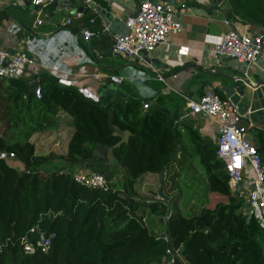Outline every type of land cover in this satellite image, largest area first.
Returning <instances> with one entry per match:
<instances>
[{
    "label": "trees",
    "instance_id": "trees-1",
    "mask_svg": "<svg viewBox=\"0 0 264 264\" xmlns=\"http://www.w3.org/2000/svg\"><path fill=\"white\" fill-rule=\"evenodd\" d=\"M256 1V7L245 0L243 5L258 21L250 12L261 4ZM39 76V99L28 91L25 78L0 81L7 83L12 110L9 126L0 134V151L12 153L24 167L20 171L0 159V264H166L167 249L177 250L171 264H264V229L241 210L243 199L230 192L214 142L189 126H173L164 107L144 109V102L134 98L94 102L53 76ZM156 102L163 104V99ZM60 110L72 117L74 128L67 152L38 156L29 139L55 128ZM110 112L113 125L130 132L118 147H113L119 138L109 126ZM182 133L195 145L193 152L181 150L179 155H198L206 174L203 190L208 191L207 202L189 213L182 211L179 195L145 199L133 190L135 179L145 174H156L160 184L173 190V179L182 170L173 164V138L179 143ZM103 145L113 147L115 163L123 170L120 189H114L111 176H106V191L81 186L72 179L71 169L53 163L57 159L67 168L111 171L96 158L95 148ZM253 145L264 157V130ZM144 210L147 222L137 214ZM150 215L162 223L168 242L151 230ZM40 234H54L49 250L25 253L23 243L34 242Z\"/></svg>",
    "mask_w": 264,
    "mask_h": 264
},
{
    "label": "crops",
    "instance_id": "crops-1",
    "mask_svg": "<svg viewBox=\"0 0 264 264\" xmlns=\"http://www.w3.org/2000/svg\"><path fill=\"white\" fill-rule=\"evenodd\" d=\"M31 1L0 0V48L11 54L22 48L37 64L26 71L24 78L27 82L39 79V74H47L55 77L60 85L73 87L88 99L99 102V90L110 83L109 76H121L124 78L119 85L121 91L115 96L103 97L101 103L128 98L140 99L150 105L156 103L158 107L168 109V120L173 126H189L200 137L211 140L216 146V125L199 115L184 116L185 105L181 95L196 100L207 88H211L226 99L222 88L228 80L224 76L241 74L253 84V106L247 109L244 124L249 128V141L257 143L258 132L264 130V84L259 83L264 82V51L260 53L257 65H246L234 59L211 58L209 50L220 42L224 34L232 31L229 22L240 33L252 36L264 34V0H260L258 8L250 10L257 14L258 21L249 15L247 7L243 5L244 0H240L239 4L234 0H224L220 8L229 22L224 14L209 9V0H153L168 4L174 18L183 27L179 34L170 35L166 43L158 45L141 58H128L111 50L112 35L123 32V18L134 14L141 0H90V7L85 6L83 0H62L60 5L53 8L35 6ZM245 1L249 2V7L257 6L252 3L257 2L256 0ZM38 17L42 18V24L34 27ZM68 19L71 20L69 25L66 24ZM83 30H89L93 34L85 40ZM19 39H27L29 42L21 47ZM209 71L212 73H208ZM7 92V83H0V97L8 100ZM158 97L163 99V104L156 102ZM176 111L178 118L181 117L177 123L174 118ZM57 119L55 128L30 137L38 156L55 157L67 152L68 142L74 131L72 117L60 110ZM179 144L180 151H194L195 144L189 141L188 135L182 133ZM179 154L180 152L176 154L173 162L177 168H180L179 159L181 164L191 161L190 157L181 158ZM5 161L20 171L24 170L23 164L16 159ZM60 162L62 161L57 159L53 161L54 165L60 164L61 167L71 169L72 173L88 171L84 167L67 168ZM102 164L110 166L113 179L110 183L115 184L114 189H120L124 180L123 170L115 161L111 164L102 161ZM115 166L118 168L115 169ZM160 186L165 196L173 195L168 193L165 183L160 184L156 174L136 178L133 190L137 197L158 199ZM204 192V195L196 193L204 199L201 206L207 202L208 191ZM241 210L248 211L245 203ZM183 211L189 213L190 210ZM140 213L142 212H137L138 215ZM152 216L150 215L149 227L153 232H162V223L158 224ZM145 221L147 222L146 217Z\"/></svg>",
    "mask_w": 264,
    "mask_h": 264
},
{
    "label": "built area",
    "instance_id": "built-area-1",
    "mask_svg": "<svg viewBox=\"0 0 264 264\" xmlns=\"http://www.w3.org/2000/svg\"><path fill=\"white\" fill-rule=\"evenodd\" d=\"M54 0H32V5L45 7ZM85 6L90 7V0H83ZM41 10V9H40ZM39 16V15H38ZM42 24V18L38 17L35 26ZM66 24H71L68 19ZM123 32L112 35L111 50L115 54H121L128 58H141L151 52L158 45L167 42L170 35L179 34L182 23L176 20L165 3L153 0H141L134 14L125 16L122 21ZM93 32L83 30V38L87 40ZM27 39H19L21 47L28 44ZM264 34L252 36L240 32L230 31L223 35L220 42L209 50L211 58H233L239 63L246 65L258 63V57L262 53ZM37 66L33 58L22 48L11 54L0 48V81H11L24 78L28 68ZM160 77V75H158ZM160 78V80H162ZM124 78L110 75L109 81L120 85ZM143 81V79H140ZM38 82V79L30 80L28 84ZM36 98L41 97L40 86L33 91ZM181 98L185 105L184 116L199 115L216 125V148L215 155L219 159L228 175V187L237 197L242 198L247 205L248 212L255 219L258 226L264 229V159L248 139V126L244 124L247 113H239L237 107L228 99L219 96L213 89L207 88L198 99H191L182 94ZM150 103L145 102L143 108ZM177 118L175 123L179 121ZM0 159H14L12 153L0 151ZM246 170L253 174L251 182L243 178ZM72 179L81 186L108 190L109 182L105 174L95 171H76ZM249 184V187L246 185ZM170 216L167 213L165 218ZM30 231H34L31 229ZM168 242V237L162 231L156 234ZM54 234L45 236L40 234L34 242H22L23 250L27 254L36 251L47 252L51 246ZM166 264L174 261L177 250H166Z\"/></svg>",
    "mask_w": 264,
    "mask_h": 264
},
{
    "label": "water",
    "instance_id": "water-1",
    "mask_svg": "<svg viewBox=\"0 0 264 264\" xmlns=\"http://www.w3.org/2000/svg\"><path fill=\"white\" fill-rule=\"evenodd\" d=\"M61 1L62 0H54L45 7L46 8L56 7V6L61 4ZM209 1H210L209 9H215L218 12L224 14L225 19L228 20L227 15L220 8V6L224 2V0H209ZM0 18L2 19L1 16H0ZM228 22H229V20H228ZM229 26L231 27L232 31L238 33V30H236V28L231 24V22H229ZM263 51H264V44L262 45V52ZM229 59H233V58H229ZM208 73L211 74L212 72L209 71ZM221 75L224 76V74H221ZM224 77L226 78V80H228V83L226 84V86H224L222 88V93H223L224 97L236 105L239 113H241V114L246 113L247 109L250 106H253V103L251 102V96L253 95V91H252L251 87L253 88V84L250 83L248 78H246L245 76H243L241 74L236 75L234 77H232V76L230 77L227 75ZM259 83L264 84V82H262V81H259ZM38 84H39L38 82H33V83L29 84V92L32 93L34 91V88H36L38 86ZM119 91H121V88L118 85L111 83V82L107 83L103 88H101L99 90L98 101L102 102L103 101L102 99L105 96H115ZM150 107H158V105L156 103H153L152 105H150ZM174 116H175L174 117L175 119L178 118L177 111L175 112ZM109 126L112 130V134L119 138L118 142L113 147H118L120 144L126 143L128 141V137L130 136V132L128 130H121L117 126L113 125L111 112L109 113ZM215 136L217 137L218 133H215ZM173 143L176 146V149L174 150L173 153L177 154L180 152V144L177 142L176 137L173 138ZM113 147H109L107 145L96 147L94 150L96 155H97L96 158L97 159H99V158L103 159L105 164L113 163L115 161L114 156H113V152H112ZM117 168H118V166H115V169H117ZM100 173L105 174L108 177L111 176L110 171L105 172L102 170V171H100ZM163 175H164V168H162L160 171V176L163 177ZM157 193H158V197L160 199H166V196L163 193L162 186L159 187ZM135 200L136 201H142L139 198H137Z\"/></svg>",
    "mask_w": 264,
    "mask_h": 264
},
{
    "label": "rangeland",
    "instance_id": "rangeland-1",
    "mask_svg": "<svg viewBox=\"0 0 264 264\" xmlns=\"http://www.w3.org/2000/svg\"><path fill=\"white\" fill-rule=\"evenodd\" d=\"M6 97H0V134L2 135L5 129L9 126V115L12 114L11 104H7ZM58 167L60 164L57 165ZM182 168L181 173H178L173 179V190H168L169 194L179 195L180 205L183 210L197 209L196 207L201 206V202L204 200L199 194H205L202 187L206 183V174L204 166L199 162L198 155H194L191 161H186L180 164ZM46 169V168H45ZM176 174V173H175ZM243 178L247 182H251L253 179V174L250 170H246L243 174ZM113 180V179H112ZM197 190V191H196ZM201 190V191H200ZM194 199V200H192ZM192 200V201H191ZM199 200V201H198ZM192 205V207H188ZM182 210V211H183ZM188 211V212H190ZM184 212V211H183ZM148 213L144 210L142 214L146 217Z\"/></svg>",
    "mask_w": 264,
    "mask_h": 264
}]
</instances>
